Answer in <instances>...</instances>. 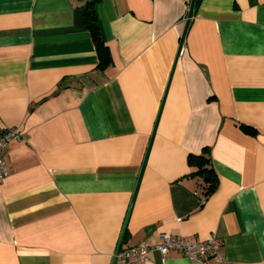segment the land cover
<instances>
[{
  "label": "crops",
  "instance_id": "1",
  "mask_svg": "<svg viewBox=\"0 0 264 264\" xmlns=\"http://www.w3.org/2000/svg\"><path fill=\"white\" fill-rule=\"evenodd\" d=\"M0 0V264H111L161 232L216 235L225 261L264 264V0ZM107 58V61H106ZM239 124L250 126L254 133ZM208 147L204 197L190 153ZM141 264H200L152 251Z\"/></svg>",
  "mask_w": 264,
  "mask_h": 264
},
{
  "label": "built area",
  "instance_id": "2",
  "mask_svg": "<svg viewBox=\"0 0 264 264\" xmlns=\"http://www.w3.org/2000/svg\"><path fill=\"white\" fill-rule=\"evenodd\" d=\"M23 138L22 131L13 126L0 124V179L8 173V167L5 163L2 151L10 142L19 141ZM220 241L216 235H211L205 240L198 239L195 236H180L169 232H161L159 240L153 244L137 242L119 249L115 264H141L149 259L152 251H157L161 257H164L171 251H178L188 259L197 261L200 264H207L205 257L212 256L219 262L225 261L219 251ZM226 264H235L226 262Z\"/></svg>",
  "mask_w": 264,
  "mask_h": 264
},
{
  "label": "trees",
  "instance_id": "3",
  "mask_svg": "<svg viewBox=\"0 0 264 264\" xmlns=\"http://www.w3.org/2000/svg\"><path fill=\"white\" fill-rule=\"evenodd\" d=\"M97 1L98 0H84L83 4L81 5V9L83 24L85 28L89 30L95 48L99 53V58L102 59L103 55H108V50L100 32L98 16L95 8ZM198 2L199 0H195L194 8L197 6ZM239 125L244 131L254 133V130L250 126L245 124ZM187 159L189 165L193 168L190 172L191 175L201 178L203 183V195L204 197L208 196L213 192L217 185V177L211 164V156L208 147H203L199 153H190Z\"/></svg>",
  "mask_w": 264,
  "mask_h": 264
},
{
  "label": "water",
  "instance_id": "4",
  "mask_svg": "<svg viewBox=\"0 0 264 264\" xmlns=\"http://www.w3.org/2000/svg\"><path fill=\"white\" fill-rule=\"evenodd\" d=\"M194 3H195V0H189V5H188L185 21H184L183 30H182L181 35H180V40H179V44H178L177 54L179 53V50H180V48L182 46L183 39H184L185 33L187 31L188 25H189L190 18H191L192 13H193ZM156 122H157V119H156ZM156 122H155V124L153 126V129H152V132H151V135H150V139H149V142H148V145H147V148H146V151H145V155H144V158H143V161H142V164H141L139 176L137 178V182H136L135 188L133 190V194H132V197H131V200H130V203H129V206H128V209H127V213H126V216H125V219H124V223H123L120 235H119V239L117 241V245H116V248H115V251H114V255H113L111 264H115L116 255H117V253H118V251L120 249V245H121V242H122L123 234H124V231L126 229L127 219H128L129 212H130V209H131V206H132V203H133V199H134V196H135V193H136V190H137V186H138V183H139L141 172H142L144 164H145V160H146L147 153H148V150H149L150 142H151V139L153 137L154 130H155Z\"/></svg>",
  "mask_w": 264,
  "mask_h": 264
}]
</instances>
